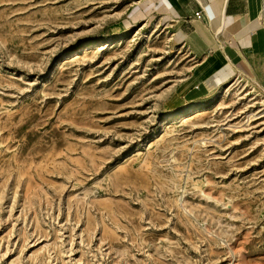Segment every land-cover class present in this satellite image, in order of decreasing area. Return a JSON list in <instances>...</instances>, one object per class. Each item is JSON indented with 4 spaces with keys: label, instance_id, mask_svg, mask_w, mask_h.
Listing matches in <instances>:
<instances>
[{
    "label": "rangeland",
    "instance_id": "1",
    "mask_svg": "<svg viewBox=\"0 0 264 264\" xmlns=\"http://www.w3.org/2000/svg\"><path fill=\"white\" fill-rule=\"evenodd\" d=\"M141 6L0 0V264H264V19L252 70Z\"/></svg>",
    "mask_w": 264,
    "mask_h": 264
},
{
    "label": "crops",
    "instance_id": "2",
    "mask_svg": "<svg viewBox=\"0 0 264 264\" xmlns=\"http://www.w3.org/2000/svg\"><path fill=\"white\" fill-rule=\"evenodd\" d=\"M262 5L264 0H143L139 10L169 27L178 42L193 34L204 48L217 43L222 50H216L215 55L223 52L228 58L221 42V37L226 36L231 48L254 70V58L262 56V50L256 49L263 42L264 23L261 27L256 20L264 19ZM201 7L202 17L196 18L194 11Z\"/></svg>",
    "mask_w": 264,
    "mask_h": 264
},
{
    "label": "built area",
    "instance_id": "3",
    "mask_svg": "<svg viewBox=\"0 0 264 264\" xmlns=\"http://www.w3.org/2000/svg\"><path fill=\"white\" fill-rule=\"evenodd\" d=\"M202 7L201 8H199V9H197V10H195L194 11V16L196 17V18H201L202 17Z\"/></svg>",
    "mask_w": 264,
    "mask_h": 264
}]
</instances>
